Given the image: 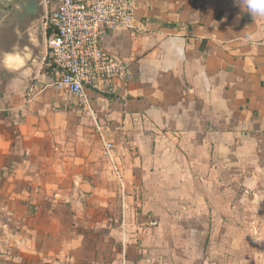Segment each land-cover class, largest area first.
Returning <instances> with one entry per match:
<instances>
[{"label": "crops", "instance_id": "1", "mask_svg": "<svg viewBox=\"0 0 264 264\" xmlns=\"http://www.w3.org/2000/svg\"><path fill=\"white\" fill-rule=\"evenodd\" d=\"M48 10L0 0V173L31 206L28 262L264 264V13L136 0L144 30L103 38L129 82L88 111L51 86Z\"/></svg>", "mask_w": 264, "mask_h": 264}, {"label": "built area", "instance_id": "2", "mask_svg": "<svg viewBox=\"0 0 264 264\" xmlns=\"http://www.w3.org/2000/svg\"><path fill=\"white\" fill-rule=\"evenodd\" d=\"M136 0H45L47 36L46 68L51 86L80 100L91 111V99L117 97L126 87L130 66L103 47L104 35L116 29L143 31L137 25ZM112 144L105 142L103 155L110 158ZM114 175L122 186L117 169ZM123 190V189H122ZM149 222L148 226H155Z\"/></svg>", "mask_w": 264, "mask_h": 264}, {"label": "rangeland", "instance_id": "3", "mask_svg": "<svg viewBox=\"0 0 264 264\" xmlns=\"http://www.w3.org/2000/svg\"><path fill=\"white\" fill-rule=\"evenodd\" d=\"M3 173H0V264H31L28 262L29 248L23 244L25 233L21 235L23 230L29 228L26 219L31 206L26 200L18 199L17 193L11 188L10 196L4 197L2 186L8 176Z\"/></svg>", "mask_w": 264, "mask_h": 264}, {"label": "clouds", "instance_id": "4", "mask_svg": "<svg viewBox=\"0 0 264 264\" xmlns=\"http://www.w3.org/2000/svg\"><path fill=\"white\" fill-rule=\"evenodd\" d=\"M249 11L255 13L257 11L264 13V0H247ZM175 43H179L175 41Z\"/></svg>", "mask_w": 264, "mask_h": 264}, {"label": "trees", "instance_id": "5", "mask_svg": "<svg viewBox=\"0 0 264 264\" xmlns=\"http://www.w3.org/2000/svg\"><path fill=\"white\" fill-rule=\"evenodd\" d=\"M49 34H47V36H48Z\"/></svg>", "mask_w": 264, "mask_h": 264}]
</instances>
